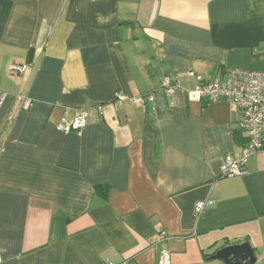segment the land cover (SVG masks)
I'll return each mask as SVG.
<instances>
[{"label":"crops","instance_id":"obj_1","mask_svg":"<svg viewBox=\"0 0 264 264\" xmlns=\"http://www.w3.org/2000/svg\"><path fill=\"white\" fill-rule=\"evenodd\" d=\"M227 70L264 72V0H0V264H264V157L221 178L239 111L191 96Z\"/></svg>","mask_w":264,"mask_h":264},{"label":"built area","instance_id":"obj_2","mask_svg":"<svg viewBox=\"0 0 264 264\" xmlns=\"http://www.w3.org/2000/svg\"><path fill=\"white\" fill-rule=\"evenodd\" d=\"M30 68L28 64H13L9 71L18 75L26 73ZM189 76H193L189 73ZM175 86L165 78L161 83V90L168 95L174 92ZM191 96L199 101L214 103L218 101H229L233 103L239 111L238 128L243 134L244 144L236 157L227 156L222 162L220 169L221 178L244 177L247 174L245 166L247 161L257 155L264 157V72L227 70L220 78L202 80L198 78V84ZM5 94L0 95V106L4 102ZM116 103H123L128 99L115 93ZM17 100L22 103L24 110L30 107L28 99ZM152 98L148 97V101ZM131 103H140L139 100H131ZM88 120V113L85 110H78L74 113L73 119L69 122H61L56 130L67 136L71 133L80 132L85 128ZM207 202H199L195 205V212L201 213ZM158 264H170L167 251L160 253Z\"/></svg>","mask_w":264,"mask_h":264},{"label":"water","instance_id":"obj_3","mask_svg":"<svg viewBox=\"0 0 264 264\" xmlns=\"http://www.w3.org/2000/svg\"><path fill=\"white\" fill-rule=\"evenodd\" d=\"M255 257L250 245L243 243L217 249L210 259L219 260L223 264H256L257 258Z\"/></svg>","mask_w":264,"mask_h":264},{"label":"trees","instance_id":"obj_4","mask_svg":"<svg viewBox=\"0 0 264 264\" xmlns=\"http://www.w3.org/2000/svg\"><path fill=\"white\" fill-rule=\"evenodd\" d=\"M95 191H98L100 194H107L108 192V186L107 185H103V186H98V187H94Z\"/></svg>","mask_w":264,"mask_h":264}]
</instances>
